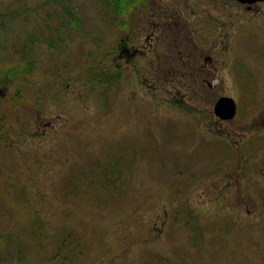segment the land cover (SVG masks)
I'll return each instance as SVG.
<instances>
[{
	"label": "rangeland",
	"instance_id": "rangeland-1",
	"mask_svg": "<svg viewBox=\"0 0 264 264\" xmlns=\"http://www.w3.org/2000/svg\"><path fill=\"white\" fill-rule=\"evenodd\" d=\"M171 1L0 0V264H264V3Z\"/></svg>",
	"mask_w": 264,
	"mask_h": 264
},
{
	"label": "flooded vegetation",
	"instance_id": "flooded-vegetation-1",
	"mask_svg": "<svg viewBox=\"0 0 264 264\" xmlns=\"http://www.w3.org/2000/svg\"><path fill=\"white\" fill-rule=\"evenodd\" d=\"M131 1H133L132 13H142L143 10L141 9V7H140V5L138 3L139 0H131ZM140 1H141V4L148 3V1H149V4H151V7H152L151 8V11H150V13H151L152 16L154 15L155 11L158 12V13H167L168 11L171 10V8H173V6H170L171 8L169 10H166V8H165V10L164 9H161V10L160 9H156L155 8V4L157 2L159 4L161 3V6L163 8L165 7L162 4V1L163 0H140ZM182 1L183 2L190 3L191 1L196 2L197 0H182ZM171 3H175V2L174 1H171ZM262 3H264V1H258V2H255L252 5L246 4V6H247V9H253L254 6H256L258 4H262ZM187 8L192 10L193 9V5L190 3V4L187 5ZM152 11H154V12H152ZM193 13H195L194 10H193ZM152 24H153L152 22H147V24H146V38H145L146 44L145 45L140 46V47H133L132 46L130 48V47H128V43L127 42H124V44H122V45L119 46V50H120L119 51V54L121 56H123L124 54H128V56H130V57L134 56L138 52H144L145 54H149V52L152 51L154 49V47H155V45L149 43L151 41V39H153V35H151V31L153 29V25ZM211 31H213V29ZM237 116H238V113L236 114V116H235L234 119H236ZM258 135L259 136H257V137L254 136L253 138H249V141L250 142L248 141L249 143L246 142V144H245V147H246V145L248 147V148L246 147L247 149H251L253 147L252 146L253 144H259V143L261 144V142H263L264 135H262L260 133H258Z\"/></svg>",
	"mask_w": 264,
	"mask_h": 264
},
{
	"label": "trees",
	"instance_id": "trees-1",
	"mask_svg": "<svg viewBox=\"0 0 264 264\" xmlns=\"http://www.w3.org/2000/svg\"><path fill=\"white\" fill-rule=\"evenodd\" d=\"M105 1H106V5L112 10L113 14L115 15V17L117 19L122 20V19H124L126 17L128 18L130 16V13L132 12L133 1H131V0H105ZM73 22L76 23L75 20ZM41 36H43V35H41ZM40 38H43V37H40ZM30 41H32V39H30ZM33 45H34V43L32 41L29 44V46H30L29 49L26 48L25 51L24 52L21 51V53H18V51H17V55H18L17 58L19 60V63L21 65L26 64L27 70H31L33 67V59H32ZM14 70H18L17 73H19V71L21 70L20 73L22 74V73H24L25 67L20 66L18 68H15Z\"/></svg>",
	"mask_w": 264,
	"mask_h": 264
},
{
	"label": "water",
	"instance_id": "water-1",
	"mask_svg": "<svg viewBox=\"0 0 264 264\" xmlns=\"http://www.w3.org/2000/svg\"><path fill=\"white\" fill-rule=\"evenodd\" d=\"M241 1L252 3L256 0H241ZM214 109L216 115L219 116L221 119L224 120L232 119L235 116V112H236L235 101L229 97H222L218 100Z\"/></svg>",
	"mask_w": 264,
	"mask_h": 264
}]
</instances>
